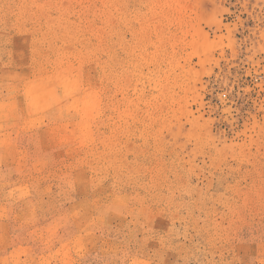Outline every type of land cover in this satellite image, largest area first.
<instances>
[{"label":"rangeland","instance_id":"374dc122","mask_svg":"<svg viewBox=\"0 0 264 264\" xmlns=\"http://www.w3.org/2000/svg\"><path fill=\"white\" fill-rule=\"evenodd\" d=\"M0 264H264V0H0Z\"/></svg>","mask_w":264,"mask_h":264}]
</instances>
